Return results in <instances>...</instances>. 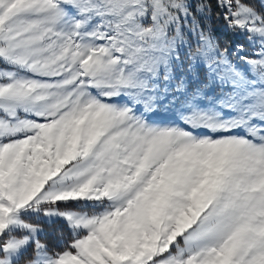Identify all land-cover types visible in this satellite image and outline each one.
Masks as SVG:
<instances>
[{
	"label": "snow or ice",
	"instance_id": "6c2138e0",
	"mask_svg": "<svg viewBox=\"0 0 264 264\" xmlns=\"http://www.w3.org/2000/svg\"><path fill=\"white\" fill-rule=\"evenodd\" d=\"M0 264H264V0H0Z\"/></svg>",
	"mask_w": 264,
	"mask_h": 264
},
{
	"label": "rangeland",
	"instance_id": "374dc122",
	"mask_svg": "<svg viewBox=\"0 0 264 264\" xmlns=\"http://www.w3.org/2000/svg\"><path fill=\"white\" fill-rule=\"evenodd\" d=\"M219 23H220V21H215V20L212 21V25H211L212 31L217 28L216 25H219ZM214 35L216 37L215 33H214ZM218 38H219V40H218L219 44L220 43L221 44H228L229 43V45H228L229 47H227L229 49V53H231L232 48L238 42L237 38L234 37L230 32H226V31L220 30V29H219ZM221 47H224V46H221ZM230 59L235 60V58L231 57V55H230ZM204 71L205 70L203 68H201L202 74ZM157 119H164V117L159 116V117H157ZM42 223H44V226L46 227L47 233L51 234V237L53 239L52 244L59 246L62 243V240L60 238L61 233L63 234V240H68L70 238L69 230L62 221H56L52 225H47L46 222H42Z\"/></svg>",
	"mask_w": 264,
	"mask_h": 264
},
{
	"label": "trees",
	"instance_id": "16d2710c",
	"mask_svg": "<svg viewBox=\"0 0 264 264\" xmlns=\"http://www.w3.org/2000/svg\"><path fill=\"white\" fill-rule=\"evenodd\" d=\"M47 239L49 240V242L52 244L53 242V239L51 237V234L50 233H47Z\"/></svg>",
	"mask_w": 264,
	"mask_h": 264
}]
</instances>
